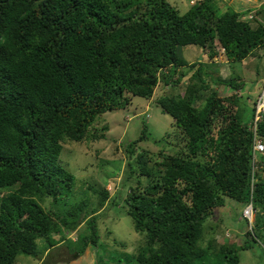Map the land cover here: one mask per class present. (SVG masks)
Returning a JSON list of instances; mask_svg holds the SVG:
<instances>
[{"label": "trees", "instance_id": "trees-1", "mask_svg": "<svg viewBox=\"0 0 264 264\" xmlns=\"http://www.w3.org/2000/svg\"><path fill=\"white\" fill-rule=\"evenodd\" d=\"M144 2L141 10L140 0H0V264H14L20 254L61 264L93 253L109 192L92 189L99 195L93 205L81 200L65 209L76 177L59 162L61 143L104 136L109 125L96 128L99 116L129 106L133 96L150 98L160 79L176 86L193 69L183 93L157 98L184 148L150 165L147 151L131 150L148 137L146 126L129 142L135 155L124 178L146 181L137 179L122 198L118 190L113 203L136 231H146L134 264L203 263L212 253L201 243L206 223L226 199L251 203L253 220L243 239L220 246V264H240V251L264 241V177L252 163L256 97L245 121L244 79L222 78L219 64L181 54L198 45L215 57L213 38L230 65L264 49V0L249 7L247 19L232 8L217 11L211 0L183 12L168 0ZM223 85L229 91L221 92ZM257 131L264 140V114ZM257 157L264 171V153ZM61 241L68 242L66 259L42 256Z\"/></svg>", "mask_w": 264, "mask_h": 264}, {"label": "rangeland", "instance_id": "rangeland-1", "mask_svg": "<svg viewBox=\"0 0 264 264\" xmlns=\"http://www.w3.org/2000/svg\"><path fill=\"white\" fill-rule=\"evenodd\" d=\"M140 1L142 3L141 10L148 7L144 2L145 0ZM168 1L183 12L188 8L189 3L202 0ZM211 1L214 8L219 12H224L228 8L238 12L244 8L240 6L243 1L239 0ZM255 5L249 3V6ZM245 15L243 14V19L248 18ZM213 44L218 48V53L215 57L210 59L206 57L203 49L198 45L182 47V57L188 62L198 60L205 65H210L211 63L219 64V73L222 78L231 76L243 78L244 84L240 95H243L241 102L245 103L247 101L242 111L243 119L246 121L250 117L251 112L249 101L252 102L256 97L261 82L264 80V49H258L244 60L235 61L230 65L219 46L217 38H213ZM257 53L260 56H256L258 55ZM187 69L188 66H185L182 70L186 71ZM194 71L195 69L191 72L187 70L183 81L176 86L171 84L172 82L165 85L160 79L150 98L133 96L129 106L105 112L99 116V119L97 118L98 123L95 125L96 128L99 129L103 125H109V129L104 133V136L93 141L76 142L67 140L61 143L62 149L59 155V162L76 177L72 200L67 202L65 209L71 207L74 202L78 203L81 200H86L88 203L91 202L93 205V202H97L99 199V195L98 192L93 193L92 189L99 190L105 187L109 195L103 204L104 207L102 206L101 208V214L97 218L100 239L94 248L92 246L93 253L86 249L77 259L66 262L58 261V263L89 264L93 261L95 264H134L132 252L138 245L144 243L146 231H136L134 229L132 218L126 213L125 208L121 206L118 200L113 203V197L117 195L118 190L117 196L119 198L124 197L127 187L135 184L137 179L142 182L146 181L145 177H137L136 174H133L129 179L124 178L123 173L127 169V164L133 160L135 153L147 151L151 158V165L159 158V155L163 157L165 154H173L184 148L181 133H175L174 131V120L169 114L161 110L157 103V98L166 94L183 93L184 87ZM175 78H177V74L174 76ZM215 87L216 85L213 88ZM229 88V86L223 85L220 91H229ZM144 126H146L149 135L134 144L131 150L135 151V153L131 155L128 149L129 142L139 137ZM259 174L264 177V171L261 170ZM123 183L124 185H122ZM45 206H49L47 201ZM242 207H239L233 200L226 199L225 204L221 208L216 209L217 211L207 221L206 227L210 225V228L204 234L201 243L203 246L210 243L212 245V253L201 264H220L222 262L221 256L217 253L220 250V246L222 244L228 245L232 242V244H236L234 242L238 239H243L240 235H244L250 229V225H246V222L240 218ZM85 226H83V229L86 228ZM66 237L72 240L76 239L75 234L71 232L66 234ZM252 244V248L239 252L240 264H264V241L260 240L256 243L252 241ZM67 246V241H61L49 252H44L42 256L46 259L48 257L49 259L52 257L55 260L66 259L69 255ZM39 248L41 247L39 246ZM40 262L37 256L20 254L14 264H40Z\"/></svg>", "mask_w": 264, "mask_h": 264}, {"label": "built area", "instance_id": "built-area-1", "mask_svg": "<svg viewBox=\"0 0 264 264\" xmlns=\"http://www.w3.org/2000/svg\"><path fill=\"white\" fill-rule=\"evenodd\" d=\"M250 16V15H249ZM264 111V94H262L259 98V101L256 106V112L254 115L253 123L251 124V130L253 132V146H252V163L253 169L256 167L257 163V153H264V140L258 134V121L261 117V113ZM252 205L248 204L244 207L242 216L247 220H251L252 217Z\"/></svg>", "mask_w": 264, "mask_h": 264}, {"label": "clouds", "instance_id": "clouds-1", "mask_svg": "<svg viewBox=\"0 0 264 264\" xmlns=\"http://www.w3.org/2000/svg\"><path fill=\"white\" fill-rule=\"evenodd\" d=\"M194 3V2H193ZM191 4V3H190ZM248 9H245V8H243V9H240L238 12H246L244 15L245 16H248V18H249V11H247ZM242 17H243V15H242ZM262 94H264V84H263V86L261 87V90L257 93V95H256V102H255V109H254V113H253V115H255V112H256V106H257V103H258V101H259V98H260V96L262 95ZM263 114H264V111L261 113V117H260V119H259V121H258V123L260 122V120L261 119H263ZM252 146H253V143H252ZM258 153H260V152H258ZM261 163H259V159H258V157H257V163H256V167H255V169L254 170H256L257 172L256 173H259L260 171H261ZM260 170V171H259ZM255 173V172H254ZM255 179L254 178H252V181H254ZM248 204H251V203H248ZM247 204V205H248ZM252 205V204H251ZM246 206V205H245ZM244 206V207H245ZM244 207L241 209V211H240V213H241V216H240V218H242L243 220H246L247 221V225L249 224H251L252 223V220H253V213H252V217H251V220H247L246 218H244L243 216H242V212H243V209H244ZM252 208H253V206H252ZM252 212H253V210H252Z\"/></svg>", "mask_w": 264, "mask_h": 264}, {"label": "crops", "instance_id": "crops-1", "mask_svg": "<svg viewBox=\"0 0 264 264\" xmlns=\"http://www.w3.org/2000/svg\"><path fill=\"white\" fill-rule=\"evenodd\" d=\"M239 1H243L242 5L240 6L244 7L245 9H249V7H257L263 2V0H239ZM249 3L256 4V5L249 6Z\"/></svg>", "mask_w": 264, "mask_h": 264}]
</instances>
